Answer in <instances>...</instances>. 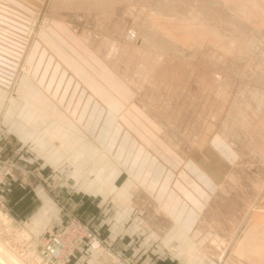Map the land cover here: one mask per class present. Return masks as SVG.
Segmentation results:
<instances>
[{
  "label": "rangeland",
  "instance_id": "rangeland-1",
  "mask_svg": "<svg viewBox=\"0 0 264 264\" xmlns=\"http://www.w3.org/2000/svg\"><path fill=\"white\" fill-rule=\"evenodd\" d=\"M158 1L0 0L6 264H46L56 245V264H132L108 226L87 220L88 205L130 234L117 240L131 256L150 246L164 247L166 264H264V0ZM68 99L73 122L33 123L71 118L58 103ZM135 118L185 159L210 143L223 158L210 160L219 176L191 234L175 235L154 196L114 173L112 138L128 139Z\"/></svg>",
  "mask_w": 264,
  "mask_h": 264
},
{
  "label": "crops",
  "instance_id": "crops-1",
  "mask_svg": "<svg viewBox=\"0 0 264 264\" xmlns=\"http://www.w3.org/2000/svg\"><path fill=\"white\" fill-rule=\"evenodd\" d=\"M46 88L47 92L52 96L54 95V92L56 93V91H51L50 83H47ZM40 103L41 102H39V104L37 103V106L33 104V107L36 110L38 108L40 111L44 112L42 109H45V106ZM58 103L60 104L59 106L65 110H70L71 118L65 117L61 122L58 119L56 120V118H52L54 120L48 121L47 119L45 121L42 119H34L33 123L40 125L43 123H49L50 121L51 124V121H53L54 124L60 123L65 125L73 122L72 118L73 116H76V114L73 111L74 106L70 104V100H66L65 103ZM48 107H53V105H49ZM76 118L78 119L77 123L87 124V120L83 121L81 117ZM129 124L132 126L131 130L133 132L131 131L132 134L129 132L130 137L128 139L120 140V132H117L112 138V152L110 153H112L114 160V173H127L126 181H124L123 184L127 185L130 183L131 187L144 188L150 193V195L154 196L153 199L162 211L161 215L164 216V219L170 220L176 227L175 235L184 236L193 233L210 198L209 191L207 190L209 189V186L214 184V181L219 176L218 170L212 166L210 160L215 159L217 163L224 164L220 153L216 151L215 144H208L204 153L200 152V150H195L190 157L185 159V156H181L176 150H169L168 145L164 144L163 140L161 143L151 140L147 134V130L145 131V128H143L144 125H142V119L135 118V122L132 123L130 121ZM116 125L118 126V128L116 127V130L121 131V123L119 122ZM142 131L145 133L143 137ZM152 150L155 151L156 154H153ZM158 151H160L161 154H159ZM167 153L170 154L167 155ZM125 203L127 205L131 202L126 201ZM90 207L97 211L93 212L94 210ZM120 209L121 207L115 208L117 213L120 212ZM101 210L102 208L98 205H88L85 206L84 212L90 211L89 214L85 212L87 220L89 222L95 220L93 223H98L95 224L97 229L105 224L108 226L109 231L112 230L111 236L114 237L112 240L117 243L116 245L114 244L115 250L120 253L129 254L132 264H166L164 263V247L152 250L150 246H143L141 249H144L146 254L143 258L142 256L140 258L131 256V253H138V250L135 252V248L131 245L128 246L130 250L124 251V246L122 243L118 244L119 242L117 238L125 235L130 236V234H127L125 231L122 232L120 228H113V220H109L104 215L100 214V212L104 213L107 210ZM115 210H112L111 208L113 214L115 213ZM94 213L97 214L95 217ZM130 232L132 233V231ZM150 233L153 235V232ZM151 252L158 254V256L153 258L152 261L151 256L148 255ZM180 264L195 263L180 262ZM215 264L217 263L215 262Z\"/></svg>",
  "mask_w": 264,
  "mask_h": 264
},
{
  "label": "bare ground",
  "instance_id": "bare-ground-1",
  "mask_svg": "<svg viewBox=\"0 0 264 264\" xmlns=\"http://www.w3.org/2000/svg\"><path fill=\"white\" fill-rule=\"evenodd\" d=\"M159 1L163 3V0H162V1L159 0ZM159 1H158V2H159ZM181 1H182V0H181ZM209 1H210V0H209ZM209 1H207V2H209ZM229 1H230V0H228V2H229ZM131 2H132V1H131ZM138 2H139V1H138ZM146 2H147V1H146ZM218 2H219V1H218ZM231 2H232V1H231ZM234 2H235V1H234ZM132 3H133V2H132ZM147 3H148V2H147ZM145 4H146V3H145ZM148 4H149V3H148ZM153 4H155V3H153ZM153 4H152V5H153ZM165 4H166V3H165ZM207 4H208V3H207ZM232 4H233V3H232ZM117 5H118V4H117ZM160 5H161V4H160ZM215 5H216V4H215ZM229 5H230V4H229ZM229 5H228V9L230 8ZM234 5H235V4H234ZM169 6H170V5H169ZM172 6H173V4H172ZM172 6H170V7H172ZM232 6H233V5H232ZM232 6H231V7H232ZM152 7H153V6H152ZM156 7H157V6H156ZM161 7H162V6H161ZM163 7H164V6H163ZM165 7H166V6H165ZM173 7H174V6H173ZM173 7H172V8H173ZM225 7H226V6H225ZM236 7H237V6H236ZM167 8H168V7H166V10H167ZM172 8H170V10H172ZM226 8H227V7H226ZM111 9H112V8H111ZM153 9H154V8H153ZM174 9H175V8H173V10H174ZM233 9H234V8H233ZM236 9L239 10V8H236ZM236 9H235V10H236ZM154 10H155V9H154ZM226 10H227V9H226ZM111 11H112V10H111ZM164 11H165V10H164ZM168 11H169V9H168ZM174 11H175V10H174ZM174 11H173V12H174ZM161 12H163V10H161ZM165 12H166L168 15H171V14L168 13L167 11H165ZM169 12H170V11H169ZM177 12H178V11H177ZM190 12H191V11H190ZM236 12H237V10H236ZM225 13H227V12H225ZM232 13H233V12H232ZM160 14H162V13H160ZM163 14H165V13H163ZM172 14H173V13H172ZM175 15H176V14H175ZM192 15H193V14H192ZM225 15H226V14H224L223 16H225ZM228 15L231 16V14H228ZM233 15H234V14H233ZM164 16H165V15H164ZM206 16H207V15H206ZM229 16L226 17V18H229ZM235 16H236V15H235ZM235 16H234V18H235ZM154 17H155V16H154ZM165 17H166V16H165ZM221 17H222V16H221ZM231 17H233V16H231ZM243 17H244V16H243ZM149 18H150V17H149ZM224 18H225V17H224ZM224 18H223V19H224ZM234 18H233V19H234ZM238 18H239V17H238ZM197 19H198V18H197ZM239 19H240V18H239ZM241 19H243V18H241ZM171 20H172V19H171ZM225 20H226V19H225ZM230 20H231V19H230ZM230 20H229V22H231ZM235 20H238V19H235ZM233 21H234V20H233ZM241 21H242V20H241ZM198 22H199V21H198ZM244 22H245V21H244ZM248 23H249V22H248ZM161 24H162V23H161ZM171 24H172V23H171ZM218 24H219V23H218ZM223 24H224V23H223ZM244 24H245V23H244ZM147 25H148V24H147ZM199 25H200V24H199ZM239 25H240V24H239ZM245 25H246V24H245ZM218 26H219V25H218ZM222 26H223V25H222ZM241 26H243V25H240V28H241ZM247 26H249V25H247ZM161 28H162V27H161ZM217 28H220V27H217ZM245 28H247V27L245 26ZM230 29H231V28H230ZM261 29H262V28H261ZM238 30H240V29H238ZM246 30H247V29H246ZM158 31H159V30H158ZM227 32H228V31H227ZM239 32H240V31H239ZM242 32L245 33L246 31H242ZM251 32H252V31H251ZM149 33H152V32H149ZM252 34H253V33H252ZM262 34H263V33H262ZM139 35H140V34H139ZM139 35H138V36H139ZM152 35H153V34H152ZM156 35H157V34H156ZM244 35H245V34H244ZM244 35H243V36H244ZM260 36H261V35H260ZM143 37H144L145 39H147L149 42H151L150 40L153 38V37H151L150 35H148L147 32H146V34H143ZM159 37H160V36H159ZM174 37H175V36H174ZM245 37H246V36H245ZM154 38H155V36H154ZM210 38H211V37H210ZM226 38H227V37H226ZM240 38H241V37H240ZM242 38H243V37H242ZM252 38H253V37H252ZM254 38H255V37H254ZM233 39H234V38H233ZM261 39H262V38H261ZM143 40H144V39H143ZM160 40H161V39H160ZM209 40H210V39H209ZM144 41H145V40H144ZM212 41H213V40H212ZM145 42H147V41H145ZM153 42H154V41H153ZM153 42H151V43H153ZM155 42H156V41H155ZM155 42H154V43H155ZM159 42H160V41H159ZM162 42H163V41H162ZM164 42H165V41H164ZM228 42H229V40H228ZM232 42H233V41H232ZM234 42H236V41H234ZM252 42H253V40H252ZM195 43H196V42H195ZM253 43H254V42H253ZM253 43H252V44H253ZM146 44H147V43H146ZM157 44H159V43H157ZM171 44H172V41H171ZM249 44H250V43H249ZM160 45H161V44H160ZM166 45H167V44H166ZM254 45H255V44H254ZM147 46H148V45H147ZM158 46H159V45H158ZM174 46H175V45H174ZM233 46H234V45H233ZM248 46H249V45H248ZM148 47H149V46H148ZM162 47H163V46H162ZM162 47H161V48H162ZM249 48H250V47H249ZM257 48H258V47H257ZM234 52H235V51H234ZM251 55H252V54H251ZM262 55H263V54H262ZM259 60H260V59H259ZM263 65H264V64H263ZM258 70H259V69H258ZM263 70H264V69H263ZM4 218H5V216H4ZM4 221H5V220H4ZM4 247H5V246H4ZM1 248H2V247H1ZM6 249H7V248H6ZM7 250H8V249H7ZM10 252H11V250H10ZM12 252H13V251H12ZM13 253H14V252H13ZM13 253H12V254H13ZM14 254H15V253H14ZM15 255H16V254H15ZM15 255H13V256H15ZM16 256H17V255H16ZM17 258H18V257H17ZM9 259H10V258H9ZM13 259H14V258H13ZM20 260H21V259H20ZM15 261H16V260H14V262H15ZM0 262H1L2 264H6L5 260L2 259L1 256H0ZM11 262H12V261H11ZM14 262H12V263H14ZM1 263H0V264H1ZM18 263H19V262H18ZM22 263H23V262H22ZM22 263H21V264H22ZM19 264H20V263H19Z\"/></svg>",
  "mask_w": 264,
  "mask_h": 264
},
{
  "label": "built area",
  "instance_id": "built-area-1",
  "mask_svg": "<svg viewBox=\"0 0 264 264\" xmlns=\"http://www.w3.org/2000/svg\"><path fill=\"white\" fill-rule=\"evenodd\" d=\"M75 223H77V222H75ZM75 226H76V224H75ZM80 229L82 230V232H84V229L86 230L87 228L84 227L83 225H81L80 226ZM59 241H61V240H59ZM59 241H57V243L58 244H61ZM61 242L63 243V240ZM94 244H95L94 247L99 248L101 246L100 245L101 244V241L97 237L96 238L94 237ZM56 246H54V247L53 246H50V250H52V251L46 252L47 253V256H48V262H46V264H56L55 263L56 261L53 260V257H54L53 255H54V253L56 251V248H57ZM43 251H46V250L43 249Z\"/></svg>",
  "mask_w": 264,
  "mask_h": 264
}]
</instances>
